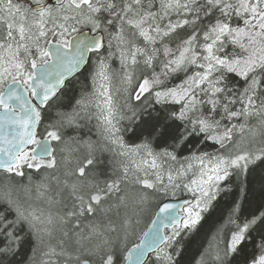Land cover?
<instances>
[{
    "label": "snow or ice",
    "instance_id": "snow-or-ice-1",
    "mask_svg": "<svg viewBox=\"0 0 264 264\" xmlns=\"http://www.w3.org/2000/svg\"><path fill=\"white\" fill-rule=\"evenodd\" d=\"M72 76L79 98L38 133ZM93 118L95 140L80 134ZM260 165L264 0H0V264H264V185L189 256ZM25 168L45 170L43 206L20 195ZM151 199L157 218L129 246Z\"/></svg>",
    "mask_w": 264,
    "mask_h": 264
},
{
    "label": "trees",
    "instance_id": "trees-1",
    "mask_svg": "<svg viewBox=\"0 0 264 264\" xmlns=\"http://www.w3.org/2000/svg\"><path fill=\"white\" fill-rule=\"evenodd\" d=\"M80 79L83 80L82 74H80ZM68 87L72 90L66 93V97L63 99V102L59 108H56V107L45 108L44 111L42 112V122L38 127V130H37L38 133L42 134V128L45 125H47L51 120H54L56 118L57 111H69L70 110L71 104L69 103V98L73 96L75 98H79L80 86L78 83H76L75 76L71 80L68 81ZM71 103H75V100L71 99ZM81 131L83 132V130H80V132ZM71 132L76 133V131L73 132V130ZM125 139L129 143L138 142V141H135L134 138L131 136H126ZM208 150H211V149H208ZM257 164H259V161L257 162ZM37 175L38 174H35L34 176L36 177ZM11 179L15 181H19L16 179L15 176H12ZM241 180L243 181L241 186L245 189L246 195L242 196L240 193V187L234 186L230 193H228L227 195L222 194L221 197L218 198L219 202L215 209L210 210L212 215L211 217L208 218V222L205 224V228L201 231V233L196 239V242L192 245V249L189 253V256H192L195 254V249L197 245L200 243V240L203 238L205 231L224 224L225 218L228 214V209L232 205L234 200H239L240 203L243 205L242 210L244 214L256 211L257 208L260 206L261 188H262V185H264V165H260L259 167L250 166L249 172L245 174L243 178H241ZM237 183L239 184L240 182H237ZM181 198H184V197H181ZM157 203H158L157 200L151 199L149 200L147 204L143 206V212L140 218V224L136 228V236H133L131 238L129 246H131L132 241L136 240V243H138L137 236H139L143 231H145V229L150 224L151 219L157 209ZM254 235H255V238L258 240L259 236L256 234ZM248 250L249 251L252 250L251 244L248 245ZM30 254H31L30 247L25 246L23 249H21L20 256L17 257V260H22Z\"/></svg>",
    "mask_w": 264,
    "mask_h": 264
},
{
    "label": "rangeland",
    "instance_id": "rangeland-1",
    "mask_svg": "<svg viewBox=\"0 0 264 264\" xmlns=\"http://www.w3.org/2000/svg\"><path fill=\"white\" fill-rule=\"evenodd\" d=\"M118 67H119L118 61L113 63V68H118ZM90 90H91V88L89 86V91ZM82 123H86V122H82ZM96 125H97V121H96L95 118H93L90 121V123H87V127L82 129L83 132L81 131L80 134H86L88 132V129H91V138L94 139V140L95 139H99V137L96 135V132H97ZM45 126L42 128V134L44 133ZM65 131H66L67 135H72V134L76 135L77 134V132L75 133L74 131H73L74 133H72L71 129H66ZM52 143H53V145H56V142L53 141ZM24 171H25L26 174H31L32 175L34 183H33V189L31 191V193H25L24 191H21L20 192L21 197L24 198V199H29V197H31V201L30 202H32L34 205H36L38 207L43 206V202L36 199L35 183L39 182L41 180V177L44 175L45 170L41 169V170L37 171L36 169H27V168H25ZM35 174H38L39 176L37 175L35 177L34 176ZM243 176L241 178H243ZM7 178H9V174L4 173V172H0V183L5 182ZM16 179L19 180L20 178L16 177ZM24 182L27 183V180L25 179ZM134 242H136V240Z\"/></svg>",
    "mask_w": 264,
    "mask_h": 264
},
{
    "label": "water",
    "instance_id": "water-1",
    "mask_svg": "<svg viewBox=\"0 0 264 264\" xmlns=\"http://www.w3.org/2000/svg\"><path fill=\"white\" fill-rule=\"evenodd\" d=\"M71 50H69V52H70ZM74 76H72V77H70L69 78V80H71L72 78H73ZM39 127V126H38ZM38 130V129H37ZM0 172H3V171H0ZM183 199V198H182ZM182 199H181V201H182ZM157 211H158V208L156 209V211H155V213H154V215H153V217H152V219H151V222H150V224H152V221H153V219H156L157 217H156V213H157ZM149 224V225H150ZM148 230V227L145 229V231H147ZM138 243H139V241H138Z\"/></svg>",
    "mask_w": 264,
    "mask_h": 264
}]
</instances>
